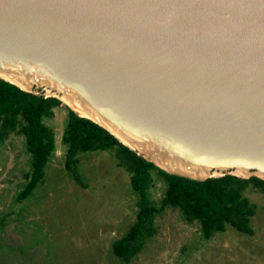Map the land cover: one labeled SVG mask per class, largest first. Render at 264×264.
<instances>
[{"label": "water", "instance_id": "water-1", "mask_svg": "<svg viewBox=\"0 0 264 264\" xmlns=\"http://www.w3.org/2000/svg\"><path fill=\"white\" fill-rule=\"evenodd\" d=\"M0 72L169 173L264 179V0H0Z\"/></svg>", "mask_w": 264, "mask_h": 264}, {"label": "rangeland", "instance_id": "rangeland-1", "mask_svg": "<svg viewBox=\"0 0 264 264\" xmlns=\"http://www.w3.org/2000/svg\"><path fill=\"white\" fill-rule=\"evenodd\" d=\"M68 114L63 102L46 119L56 149L44 179L23 200L19 194L32 171L25 136L10 132L0 139V264H264V192L253 184L244 190L257 206L252 235L229 226L206 239L197 221L167 207L155 218L154 235L131 260L116 256L113 243L136 221L140 196L115 148L79 152L76 174L67 169L62 136ZM165 189L154 172L149 200L159 203Z\"/></svg>", "mask_w": 264, "mask_h": 264}, {"label": "trees", "instance_id": "trees-1", "mask_svg": "<svg viewBox=\"0 0 264 264\" xmlns=\"http://www.w3.org/2000/svg\"><path fill=\"white\" fill-rule=\"evenodd\" d=\"M62 104L63 101L55 96L23 90L0 77V139L10 132L24 135L32 156L30 179L19 194V200L28 197L44 179L46 164L56 149V134L46 119L52 118L55 109ZM62 142L66 145V167L74 174L79 152L113 148L117 150L120 165L131 172V185L140 196L137 219L127 234L113 243L115 255L125 261L131 260L145 240L154 235L155 218L167 207L180 209L190 222L197 221L206 239L217 232H225L229 226L247 235L254 233L251 219L257 213V206L244 194V190L253 184L264 192V179L260 177L226 174L197 180L169 173L103 126L70 108ZM154 172L166 183L159 203L151 202L148 196Z\"/></svg>", "mask_w": 264, "mask_h": 264}, {"label": "bare ground", "instance_id": "bare-ground-1", "mask_svg": "<svg viewBox=\"0 0 264 264\" xmlns=\"http://www.w3.org/2000/svg\"><path fill=\"white\" fill-rule=\"evenodd\" d=\"M0 75L3 77V78H6V79H9V80H12V81H14V82H16L17 84H19L20 86H22V87H26L27 85L23 82V81H21V80H19V79H17V78H14V77H11L10 75H8V74H5V73H3V72H0ZM61 98L63 99V101H64V103H66L69 107H73V108H75L77 111H78V113L81 115V116H89L83 109H81V108H76L75 106H74V102H71L70 100H68L65 96H61ZM127 144H128V142H126ZM131 147H133V148H135L132 144H129ZM193 174H195V175H205L206 173H204V172H195V173H193ZM213 175H215V176H217V175H219V173H217V172H214L213 173Z\"/></svg>", "mask_w": 264, "mask_h": 264}]
</instances>
